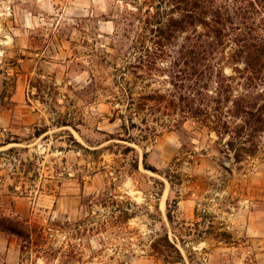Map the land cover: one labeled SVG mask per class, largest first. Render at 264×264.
<instances>
[{"label":"rangeland","instance_id":"rangeland-1","mask_svg":"<svg viewBox=\"0 0 264 264\" xmlns=\"http://www.w3.org/2000/svg\"><path fill=\"white\" fill-rule=\"evenodd\" d=\"M170 10L167 0H0V216L45 231L26 247L0 231V264H163L150 246L165 233L182 264H264L263 152L236 161L227 136L191 121L153 141L112 139L121 74L135 93L170 89L185 37H159ZM158 41L164 54L142 62ZM230 54L220 68L242 83ZM107 196L130 203L126 224L108 219Z\"/></svg>","mask_w":264,"mask_h":264},{"label":"trees","instance_id":"trees-1","mask_svg":"<svg viewBox=\"0 0 264 264\" xmlns=\"http://www.w3.org/2000/svg\"><path fill=\"white\" fill-rule=\"evenodd\" d=\"M167 3L177 16L168 14L159 37L168 41L176 33L185 34L169 66L170 89L135 93V85L121 74L114 81L115 89L110 91L109 103L114 108L110 122H120L119 133L112 139L132 144L153 141L159 130L173 131L191 121L219 139L227 136L225 150L233 152L236 161L258 151L264 153V0H167ZM156 12L151 15L148 11V16L153 18L158 9ZM155 44L144 59L139 58L142 62L154 65L164 54L159 41ZM227 48L232 49L228 57L234 66L232 71L240 75L237 78L242 83L235 84V77L227 76L220 68L218 59ZM239 64L242 69L237 67ZM236 87H241L244 94L235 96ZM149 121L154 125H149ZM133 130L138 131L139 138L131 135ZM39 134L36 132V137ZM73 142L78 145L74 139ZM112 147L124 148V155L133 151L116 143ZM226 151L222 153L227 154ZM132 166L137 170V162ZM167 174L168 179L173 176L170 171ZM101 204L104 208L112 207L108 219L117 224H126L132 218L126 207L130 203L117 204L107 196ZM166 216L170 219L169 213ZM0 231L15 236L23 247L38 243L45 235L43 228H30L25 222L7 216H0ZM217 236L220 241L228 237L225 233ZM150 250L163 264L184 262L166 233L155 239Z\"/></svg>","mask_w":264,"mask_h":264}]
</instances>
